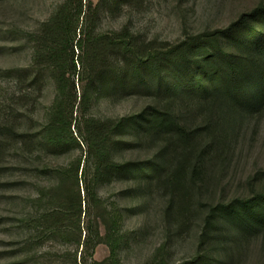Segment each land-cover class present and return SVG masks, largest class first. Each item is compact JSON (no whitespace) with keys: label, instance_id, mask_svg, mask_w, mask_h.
I'll use <instances>...</instances> for the list:
<instances>
[{"label":"rangeland","instance_id":"374dc122","mask_svg":"<svg viewBox=\"0 0 264 264\" xmlns=\"http://www.w3.org/2000/svg\"><path fill=\"white\" fill-rule=\"evenodd\" d=\"M64 2L0 0V264H62L57 255L73 248L72 237L53 238L52 215L61 216L69 234L78 193L85 199L82 172L87 148L79 135L74 134L77 142L66 129L65 138L71 142L62 149L53 150L41 143L49 109L58 94L50 68L55 59V35L51 31ZM91 2L99 8L97 33L128 30L141 42L158 45L226 30L243 14L264 5V0ZM75 80L79 95L80 85ZM146 103L140 95L102 100L95 104L92 114L121 118L140 113ZM74 118L73 132L79 114ZM199 127L203 135L189 148L170 140L149 139L135 152L123 149L111 154L109 161L136 158L158 166L153 179L126 180L108 172L97 185L102 203L93 218L102 223L103 208L114 205L125 216L126 238L120 250L123 264L189 261L199 251L206 220L213 210L222 203L230 205L264 192V113L241 116L227 138L219 127L207 125L205 117L200 118ZM90 178H94L92 174ZM85 218L83 215V222ZM208 248L216 249L217 245L210 243ZM109 255L105 243L95 251L98 261ZM263 263V238L236 262Z\"/></svg>","mask_w":264,"mask_h":264},{"label":"trees","instance_id":"16d2710c","mask_svg":"<svg viewBox=\"0 0 264 264\" xmlns=\"http://www.w3.org/2000/svg\"><path fill=\"white\" fill-rule=\"evenodd\" d=\"M84 1L65 0L54 20L51 35H55V59L52 57L54 67L50 68L58 94L49 109L41 143L53 150L62 149L71 142L64 133L69 129L71 136L86 146L82 172L85 199L78 193L70 233L64 229L61 216L52 215L51 234L53 238L72 237L73 248L57 255L62 264H123L120 250L126 238L125 216L114 205L103 208L102 223L93 218L102 203L97 185L108 172L126 180L153 179L158 166L136 158L109 161L111 154L123 149L135 152L149 139L170 140L189 148L203 135L201 117L207 125L219 127L227 138L241 116L263 114L264 5L243 14L226 30L158 45L145 44L128 30L97 33L99 8L91 0L87 4ZM75 79L80 85L79 95ZM131 95L147 100L138 114L121 118L92 114L95 104L102 100ZM76 113L79 118L73 132ZM261 238L264 240V192L230 205L222 203L213 210L198 253L183 264H236ZM101 243L107 244L110 255L98 261L95 251ZM210 243L217 248H208Z\"/></svg>","mask_w":264,"mask_h":264}]
</instances>
